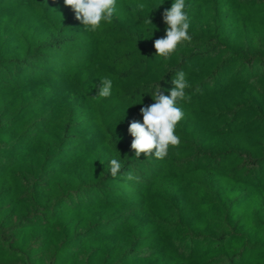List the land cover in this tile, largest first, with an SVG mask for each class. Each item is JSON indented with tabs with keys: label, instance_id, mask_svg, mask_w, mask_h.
Returning a JSON list of instances; mask_svg holds the SVG:
<instances>
[{
	"label": "trees",
	"instance_id": "1",
	"mask_svg": "<svg viewBox=\"0 0 264 264\" xmlns=\"http://www.w3.org/2000/svg\"><path fill=\"white\" fill-rule=\"evenodd\" d=\"M172 3L88 31L63 0H0V264H264V0H185L165 58ZM180 71L181 142L137 158L128 127Z\"/></svg>",
	"mask_w": 264,
	"mask_h": 264
},
{
	"label": "clouds",
	"instance_id": "2",
	"mask_svg": "<svg viewBox=\"0 0 264 264\" xmlns=\"http://www.w3.org/2000/svg\"><path fill=\"white\" fill-rule=\"evenodd\" d=\"M65 6L73 9L76 19L81 21L88 31H97L101 21H111L116 11V0H63ZM144 4L136 5V8L143 9ZM185 0H173L170 9L163 13V20L167 25L166 35L163 38L155 39L154 48L156 55L167 58L173 53L178 44L183 41H191L188 33L189 18L184 12ZM152 24L147 17L144 21ZM173 87L169 95L161 92L160 86L151 93L154 103L140 108L143 121L133 120L128 132L132 136L131 149L135 156H153L157 159H164L168 155L169 146L176 147L180 144V138L175 134L177 124L184 117V112L177 107V101L186 98L185 89L189 87L186 74L183 71L176 73L172 79ZM113 82L110 78L104 77L100 80L98 97L107 98L111 95ZM122 164L118 159L110 160V174L115 177L121 170ZM128 180L137 179L131 172L128 173Z\"/></svg>",
	"mask_w": 264,
	"mask_h": 264
}]
</instances>
